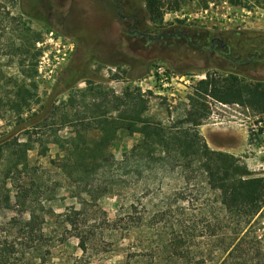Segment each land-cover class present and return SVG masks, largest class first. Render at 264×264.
Returning <instances> with one entry per match:
<instances>
[{
	"label": "rangeland",
	"instance_id": "rangeland-1",
	"mask_svg": "<svg viewBox=\"0 0 264 264\" xmlns=\"http://www.w3.org/2000/svg\"><path fill=\"white\" fill-rule=\"evenodd\" d=\"M9 2L0 0V16L10 9L40 37L34 44V73L26 82L33 99L18 115L4 103L14 85L8 80H22L20 64L27 57L16 53L10 31L0 32V144L27 143L29 149L26 166L8 179L9 163L0 162V225L28 219L34 210L49 239V264H124L131 244L154 241L155 230L166 231V224L179 216L203 221L213 204L203 183H188V171L167 155L132 151L142 139L139 134L111 125L98 128V115L104 114L105 121L115 117L100 107L121 98L126 89H138L146 101L145 116L172 133L191 111L193 87L206 76L264 84V11L240 16L243 8L235 7L237 13L225 9L211 19L188 0L179 12L151 23L142 0H17L15 7ZM213 39L218 42L212 44ZM28 64L26 59L24 70ZM158 66L171 78L164 88L157 76L149 79ZM203 103L209 117L197 132L208 148L264 178V166L243 154L248 123L241 127L237 119L244 118L226 111L237 119L214 123L210 116L225 117L223 111L211 109L215 103L209 98L199 99ZM239 106L237 112L245 117L264 114ZM104 132L110 144L100 155L94 144ZM67 158H84L85 166L62 168ZM23 189L30 197L21 204L15 195ZM165 207L169 212L160 216ZM69 216L91 235L85 255L65 224ZM260 217L264 221V210Z\"/></svg>",
	"mask_w": 264,
	"mask_h": 264
},
{
	"label": "trees",
	"instance_id": "trees-1",
	"mask_svg": "<svg viewBox=\"0 0 264 264\" xmlns=\"http://www.w3.org/2000/svg\"><path fill=\"white\" fill-rule=\"evenodd\" d=\"M9 1L12 7L17 5V0ZM142 1L147 21L151 23L161 21L165 13L179 12L188 3V0ZM189 1H196L202 10L208 9L211 4L225 2L230 7L264 11V0ZM5 10V17L0 16V32L10 31L14 35L12 46L15 45L16 53L29 60L25 70L26 59L21 61L23 70L19 73L22 78L19 83L13 78L8 80L14 85L11 92L6 93L4 105L19 115L31 106L33 99L32 93L26 88L29 86L26 82L34 73L38 56L34 44L40 35L20 16H15L6 7ZM206 98L264 113V84L245 83L233 76L220 81L206 76V80L198 82L188 101L191 111L185 121L173 127L176 131L172 133H167L160 124H155L145 116L146 101L138 89H126L121 98L113 97L111 103H102L100 107L102 112L108 108L109 114H115V117L105 121L104 114L98 115V128L104 130L105 126L110 128L111 125L130 135L139 134L142 139L132 151L148 155L157 152L159 156H169L183 172L188 171L189 176L185 177L188 183L196 180L202 182L206 192L213 197V204L203 221H191L189 216H179L175 223L166 224V231L157 228L154 241L138 246L131 244L124 264H264V221L260 217L264 210V178L253 177L245 166L240 165L238 159L211 151L200 137L197 128L207 120L209 112L204 103L199 104V99ZM109 141V134L104 132L95 142L94 151L104 154ZM28 150L27 143H16L14 147L6 142L0 144V162L9 163L4 174L6 179L18 173L19 167L26 166ZM66 161L69 163L62 164V168L72 165L71 168L77 171L85 166L84 158L74 162L67 158ZM15 196L20 203L30 197L26 189L20 190ZM5 202H9L8 196ZM169 210L170 207H165L160 216ZM28 212V219L12 218L0 225V264H49L50 257L46 251L49 239L42 232L35 211ZM78 213L74 212L73 215ZM65 224L74 231L77 247L85 255L91 235L80 225L77 226L70 216Z\"/></svg>",
	"mask_w": 264,
	"mask_h": 264
},
{
	"label": "built area",
	"instance_id": "built-area-1",
	"mask_svg": "<svg viewBox=\"0 0 264 264\" xmlns=\"http://www.w3.org/2000/svg\"><path fill=\"white\" fill-rule=\"evenodd\" d=\"M229 7L230 6H228L225 2H222V4L216 10L212 8L210 10L206 9L202 12V14L206 15L207 17L210 14L209 16L211 17V19L217 18L222 10L225 9L227 10V8ZM232 10H235V13H237L239 9L235 8ZM256 10L246 11L242 9L241 11L244 13H242L240 16H243V14H246L247 16L259 15V13L263 14L262 11L258 10L259 12L257 13ZM153 72L154 73H151V77H149V79L155 80L157 76L161 87L163 88L166 87L168 85V82L171 80V78L167 77L165 70L162 67L158 66L157 68L154 69ZM213 102L215 103V105H210L211 109L213 108L220 109L221 111H223L225 115V117L219 118L218 116H215L213 113V115L210 116V120L213 121L214 123H224V121L231 123L233 122L232 120L237 119L238 116L244 118L243 120L237 119L238 123H241V125L239 126L246 127V125L242 123H248V129L246 133L247 144L243 154L248 156L249 159L247 160L254 159L256 162L258 163L260 162L261 164L259 165L260 167L264 166V114L254 117H245L237 112L238 110H242L241 107L237 104L227 105V104L218 103L216 101ZM226 111H231L232 113H235L237 117L232 115H227Z\"/></svg>",
	"mask_w": 264,
	"mask_h": 264
},
{
	"label": "flooded vegetation",
	"instance_id": "flooded-vegetation-1",
	"mask_svg": "<svg viewBox=\"0 0 264 264\" xmlns=\"http://www.w3.org/2000/svg\"><path fill=\"white\" fill-rule=\"evenodd\" d=\"M123 18H124V16H123ZM130 18H131V17H130ZM143 36L146 37L147 35H143ZM216 42H218L217 39H213V40L211 41L212 44H215ZM223 48H224L223 44L220 43V49H223Z\"/></svg>",
	"mask_w": 264,
	"mask_h": 264
},
{
	"label": "crops",
	"instance_id": "crops-1",
	"mask_svg": "<svg viewBox=\"0 0 264 264\" xmlns=\"http://www.w3.org/2000/svg\"><path fill=\"white\" fill-rule=\"evenodd\" d=\"M232 9H235V8H233V7H229V8H227V10H232ZM245 135V134H244ZM245 138H246V136H245Z\"/></svg>",
	"mask_w": 264,
	"mask_h": 264
}]
</instances>
